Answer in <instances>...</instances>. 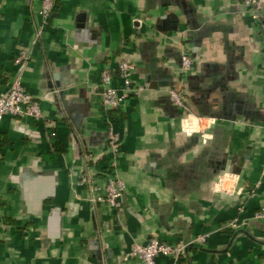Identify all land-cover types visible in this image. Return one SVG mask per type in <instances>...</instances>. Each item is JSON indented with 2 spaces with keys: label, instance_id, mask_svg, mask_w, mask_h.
Segmentation results:
<instances>
[{
  "label": "crops",
  "instance_id": "1",
  "mask_svg": "<svg viewBox=\"0 0 264 264\" xmlns=\"http://www.w3.org/2000/svg\"><path fill=\"white\" fill-rule=\"evenodd\" d=\"M259 1L256 20L243 0H55L43 22L40 0H0V93L19 77L42 113L0 120V264H140L125 255L151 237L188 242L176 264H264ZM120 61L145 87L105 113L100 72ZM110 122L117 209L80 183L105 184Z\"/></svg>",
  "mask_w": 264,
  "mask_h": 264
},
{
  "label": "built area",
  "instance_id": "2",
  "mask_svg": "<svg viewBox=\"0 0 264 264\" xmlns=\"http://www.w3.org/2000/svg\"><path fill=\"white\" fill-rule=\"evenodd\" d=\"M243 3L252 11L253 17L257 20V12L261 9L259 0H243ZM55 5V0H40L39 13L43 22H46L50 17ZM260 31L264 39V22H259ZM41 30L37 31L40 34ZM28 57L26 50H20L16 56V62L21 63ZM193 66V59L183 54L182 70L187 72ZM133 65L126 61H120L114 64H106L100 72V86L102 97V109L105 113L122 106L127 97L132 94L138 96L144 89V85H134L130 79V73L133 70ZM118 77L122 80L121 91L114 86V78ZM168 93L173 103L180 108H185V103L180 92L176 89H169ZM5 115L13 117H31L39 120L42 117L41 109L38 100L28 93L23 87L19 77H15L9 88L0 93V120ZM198 118L190 117L189 124L191 128L195 126V121ZM195 128V127H194ZM121 141L119 134L113 128L111 122L108 125L106 132V151L111 154L108 171L105 173V184L100 186L93 177L82 175L80 183L88 185L91 190V202L93 204L106 203L111 208L117 209L121 204V197L125 190V183L114 169L116 156L120 152ZM92 160L96 157L91 156ZM257 217L263 216L262 212L256 213ZM232 223V226H235ZM202 239V237H199ZM188 242L167 243L159 240L157 237H151L146 243H136L131 250L125 255V258L135 257L140 264H156V257L161 255L172 259L170 264H176L174 261L182 258L186 253Z\"/></svg>",
  "mask_w": 264,
  "mask_h": 264
},
{
  "label": "trees",
  "instance_id": "3",
  "mask_svg": "<svg viewBox=\"0 0 264 264\" xmlns=\"http://www.w3.org/2000/svg\"><path fill=\"white\" fill-rule=\"evenodd\" d=\"M111 111H112V110H111ZM111 111H109V112H111ZM109 112H108V113H109Z\"/></svg>",
  "mask_w": 264,
  "mask_h": 264
}]
</instances>
